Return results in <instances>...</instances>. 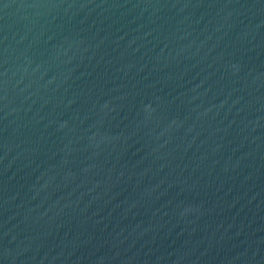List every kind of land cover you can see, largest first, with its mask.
I'll use <instances>...</instances> for the list:
<instances>
[{
  "label": "water",
  "instance_id": "95a60500",
  "mask_svg": "<svg viewBox=\"0 0 264 264\" xmlns=\"http://www.w3.org/2000/svg\"><path fill=\"white\" fill-rule=\"evenodd\" d=\"M0 264H264V0H0Z\"/></svg>",
  "mask_w": 264,
  "mask_h": 264
}]
</instances>
